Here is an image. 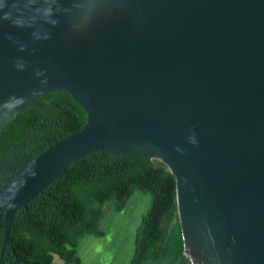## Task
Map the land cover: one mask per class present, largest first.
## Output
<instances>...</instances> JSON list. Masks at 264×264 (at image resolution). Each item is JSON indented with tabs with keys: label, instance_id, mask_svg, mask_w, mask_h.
I'll list each match as a JSON object with an SVG mask.
<instances>
[{
	"label": "water",
	"instance_id": "obj_1",
	"mask_svg": "<svg viewBox=\"0 0 264 264\" xmlns=\"http://www.w3.org/2000/svg\"><path fill=\"white\" fill-rule=\"evenodd\" d=\"M70 94L85 127L0 185L16 213L95 152L177 182L185 264H264V0H0V134Z\"/></svg>",
	"mask_w": 264,
	"mask_h": 264
},
{
	"label": "trees",
	"instance_id": "obj_2",
	"mask_svg": "<svg viewBox=\"0 0 264 264\" xmlns=\"http://www.w3.org/2000/svg\"><path fill=\"white\" fill-rule=\"evenodd\" d=\"M88 114L67 93L57 92L31 103L0 134V144L33 131L40 125L44 138L40 155L56 142L82 130ZM35 157V158H36ZM150 196V207L135 236L130 264L164 258L168 264H185L184 241L177 214V182L163 163L140 155L95 152L74 162L43 194L20 209L11 231L10 264H73L81 237H104L105 207L121 212L132 195Z\"/></svg>",
	"mask_w": 264,
	"mask_h": 264
},
{
	"label": "rangeland",
	"instance_id": "obj_3",
	"mask_svg": "<svg viewBox=\"0 0 264 264\" xmlns=\"http://www.w3.org/2000/svg\"><path fill=\"white\" fill-rule=\"evenodd\" d=\"M154 162L160 163L159 160H154ZM149 207L150 196L141 191H136L132 195L121 212H116L113 206H106L105 219L101 226L105 236L97 242L93 241L88 245L87 250L83 249L73 264H128L135 249L137 229ZM178 219L177 211L176 219L170 225L171 231L175 228ZM84 246L87 248L86 245ZM54 262L62 264L58 257H55ZM145 264H166V261L160 259Z\"/></svg>",
	"mask_w": 264,
	"mask_h": 264
},
{
	"label": "flooded vegetation",
	"instance_id": "obj_4",
	"mask_svg": "<svg viewBox=\"0 0 264 264\" xmlns=\"http://www.w3.org/2000/svg\"><path fill=\"white\" fill-rule=\"evenodd\" d=\"M43 126L44 124L40 125V129ZM40 129L37 133L39 135L42 134ZM37 134L27 131L0 144V185L5 186L13 181L36 157V153L43 147L44 140L38 139ZM11 246V232L10 239L6 241L5 214L0 212V264H10Z\"/></svg>",
	"mask_w": 264,
	"mask_h": 264
},
{
	"label": "crops",
	"instance_id": "obj_5",
	"mask_svg": "<svg viewBox=\"0 0 264 264\" xmlns=\"http://www.w3.org/2000/svg\"><path fill=\"white\" fill-rule=\"evenodd\" d=\"M123 210H124V209H123ZM123 210H122V211H123ZM141 220H142V219H141ZM101 238H103V237H101ZM98 239H100V238H98V237H96V236H94V235H86V236L81 237L80 240H79L78 248H77V256L80 255V252H81L83 249H84V250H87V249H88V245H90L93 241H94V242H97ZM84 245H86L87 248H86ZM134 250H135V249H134ZM88 252H89V250H88ZM133 254H134V251H133V253H132L131 258L129 259L130 261H129L128 264H130V262H131V260H132V258H133ZM161 259H164V258H161ZM159 260H160V259H159ZM164 260H165V259H164ZM157 261H158V260H157ZM165 261H166V260H165ZM149 262H151V261H149ZM145 263H147V262H145ZM145 263H144V264H145ZM166 264H168L167 261H166Z\"/></svg>",
	"mask_w": 264,
	"mask_h": 264
}]
</instances>
